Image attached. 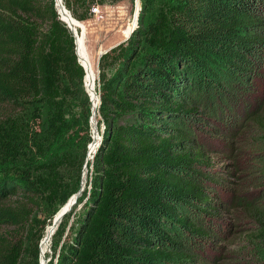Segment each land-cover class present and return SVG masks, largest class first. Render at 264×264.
I'll return each instance as SVG.
<instances>
[{
  "label": "trees",
  "instance_id": "obj_1",
  "mask_svg": "<svg viewBox=\"0 0 264 264\" xmlns=\"http://www.w3.org/2000/svg\"><path fill=\"white\" fill-rule=\"evenodd\" d=\"M61 1L83 24L87 53L83 19L93 0ZM257 6L159 0L144 19L152 0L142 1L127 41L100 56L95 115L103 130L88 160L93 176L74 205L89 190L85 211L71 225V211L63 215L49 264H159L179 254L168 246L171 225L197 228L178 201L208 199L178 172L180 162L199 158L168 123L196 85L206 86L204 75L223 63ZM58 15L55 0H0V264H39L45 229L82 180L91 103L74 32ZM214 97L218 114L233 111L224 95ZM256 223L254 234L264 237L263 212ZM257 255L264 264V252Z\"/></svg>",
  "mask_w": 264,
  "mask_h": 264
},
{
  "label": "rangeland",
  "instance_id": "obj_2",
  "mask_svg": "<svg viewBox=\"0 0 264 264\" xmlns=\"http://www.w3.org/2000/svg\"><path fill=\"white\" fill-rule=\"evenodd\" d=\"M142 1L93 0L90 3L83 21L88 27L87 53L90 61L85 51L86 59L91 70L95 67L92 71L93 86L87 84L88 89L94 88L93 93L95 88L99 93L101 54L127 41L130 30L138 25V18L143 13ZM158 1L152 0L151 10L142 15L144 19H149ZM246 18L247 24L241 28L229 55L217 69L204 75L206 86L196 85L180 101L183 106L178 109L184 113L177 111L176 118L168 123L175 128V134L187 138V148L199 158L197 161L180 162L178 172L196 184L208 200L186 198L178 201L180 212L197 229H186L174 222L170 228L172 242L167 244L179 254L159 264H261L257 252H264V237L254 233L258 214L264 213V0H258L254 13ZM126 28L130 33L124 35ZM83 89L90 101L86 83H83ZM219 93L228 101V111L233 108L232 112L218 114L215 111L217 109L213 105L220 106V99L214 96ZM214 98L216 100L210 102ZM100 117H96L98 137L103 130ZM89 124L91 141L86 145L87 164H83V173L81 171L85 176V186L86 180L93 176V165L88 164V160L94 159L97 147L91 145L90 118ZM78 133L82 134L83 130L79 129ZM88 192L82 202L74 204L66 212L71 211L68 225L84 213L82 204L86 202ZM42 208L37 210L38 215L42 214ZM68 231L70 233L71 228ZM42 240L39 243V264L42 260L49 264L51 242L43 257Z\"/></svg>",
  "mask_w": 264,
  "mask_h": 264
},
{
  "label": "bare ground",
  "instance_id": "obj_3",
  "mask_svg": "<svg viewBox=\"0 0 264 264\" xmlns=\"http://www.w3.org/2000/svg\"><path fill=\"white\" fill-rule=\"evenodd\" d=\"M55 3H56V7H57V10H58L61 18L63 19L65 24L67 26H69L72 29V31L74 32V36H75V40H76V49H77V53H78L77 57H78V60L83 64L84 70L86 71L84 84L86 83V87H87L86 90H87V92L89 90L88 94L90 96V102H92V104H93V105H91V115L93 117V121H92V135H93V144L92 145L93 146L92 147H95V146L98 147L100 137H98V135L96 134L97 119H96V115H95V107H96L97 102H98V106H99L100 99H99V94H98L97 88H95V93H93L94 88L91 87V89L90 88L88 89V85L93 86L94 74L92 72L93 70H91V68L87 62L86 54H85V45H84L85 28H84L82 23H80L81 24L80 25L78 21H76L73 17H71L67 13V10L63 6L61 0H55ZM134 19H135V16H134ZM134 27H135V25H134ZM132 29L130 30V32L132 31ZM79 31L81 32L80 35H78ZM130 32H127V28L123 31L124 35H127ZM96 94H97L98 100H97ZM98 106H97V108H98ZM97 147H96V150H97ZM84 187H85V176L83 174L80 189L83 190ZM81 190L78 191L77 193L73 194L69 198V200L55 213L52 224H50V226H48V228L45 229V232H44L45 236H43V240L41 242L42 243L41 255L43 257L46 254V252L48 251V247H49V244L51 242V236H52L53 232L55 231L56 227L58 226L59 222L61 221V219L64 215L63 213L70 210L71 207L75 204ZM43 257L41 259H43ZM41 264H45V261L42 260Z\"/></svg>",
  "mask_w": 264,
  "mask_h": 264
},
{
  "label": "water",
  "instance_id": "obj_4",
  "mask_svg": "<svg viewBox=\"0 0 264 264\" xmlns=\"http://www.w3.org/2000/svg\"><path fill=\"white\" fill-rule=\"evenodd\" d=\"M55 6H56V3H55ZM61 19V18H60ZM75 52H76V50H75ZM78 58V57H77ZM80 62V61H79ZM81 63V62H80ZM81 65L83 66V64L81 63ZM100 136H101V134H100ZM99 136V137H100ZM100 139H101V137H100ZM100 139H99V142H100ZM85 165L87 164V159L85 158V163H84ZM81 189L79 188L77 191H80ZM66 213V212H65ZM64 214V213H63Z\"/></svg>",
  "mask_w": 264,
  "mask_h": 264
},
{
  "label": "built area",
  "instance_id": "obj_5",
  "mask_svg": "<svg viewBox=\"0 0 264 264\" xmlns=\"http://www.w3.org/2000/svg\"><path fill=\"white\" fill-rule=\"evenodd\" d=\"M135 2H136V0H135ZM92 7H93V5H92ZM92 7H91V11H92ZM97 8H98V6H97ZM94 10H95V8H94ZM135 12H136V8H135V11H134V14H135ZM71 30V29H70ZM72 31V30H71ZM73 33V32H72ZM74 35V34H73ZM86 39L88 40V37H87V34H86ZM74 40H75V36H74Z\"/></svg>",
  "mask_w": 264,
  "mask_h": 264
}]
</instances>
